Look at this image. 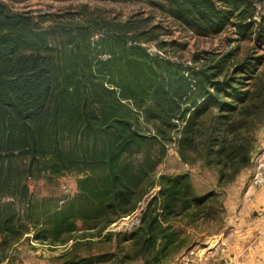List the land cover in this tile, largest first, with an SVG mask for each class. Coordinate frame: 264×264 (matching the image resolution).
Wrapping results in <instances>:
<instances>
[{
  "label": "trees",
  "instance_id": "16d2710c",
  "mask_svg": "<svg viewBox=\"0 0 264 264\" xmlns=\"http://www.w3.org/2000/svg\"><path fill=\"white\" fill-rule=\"evenodd\" d=\"M148 2L187 35L233 30L264 48V15L256 20V5L264 8V0ZM41 20L0 1V179L9 178L12 190L5 197H16L21 185L12 177H19L21 164L32 171L43 162L54 176L79 172L78 196L35 240L73 242L71 252L77 251L87 239L76 236L81 224L84 234L96 232L107 246L98 264H164L178 244L175 225L213 221L217 194L198 195L189 174L155 179L156 169L172 144L183 162L203 160L216 170L220 187L250 166L255 147L249 133L264 120V82L257 75L264 55L236 63L235 48L176 60L169 55L176 42L160 37L163 25L141 15L109 21L101 30L53 20L47 31ZM97 32L102 37L93 41ZM155 187L159 191L131 231H109ZM3 207L0 264L28 234L26 224L6 216ZM94 245L91 239L85 244Z\"/></svg>",
  "mask_w": 264,
  "mask_h": 264
},
{
  "label": "rangeland",
  "instance_id": "374dc122",
  "mask_svg": "<svg viewBox=\"0 0 264 264\" xmlns=\"http://www.w3.org/2000/svg\"><path fill=\"white\" fill-rule=\"evenodd\" d=\"M0 1L14 12H29L39 17L42 22L44 21L43 26L47 31L53 20L70 24L93 25L101 30L109 21H127L135 15L149 17L151 24L163 25L166 29L160 37L176 42L177 45L169 49V55L176 60L189 62L198 52L222 54L235 48L238 49L236 63L243 62L248 55L255 57L264 55V48H259L253 41L242 40L234 34L233 30H227L214 37H201L192 33L187 35L174 25L173 20L168 18L161 9L152 6L148 0ZM256 7L258 11L256 20L259 21L264 15V8L260 5ZM72 16L74 21L70 22L69 18ZM102 34V32H97L93 41L100 39ZM101 58L107 59V56L101 54ZM257 75L264 82V64L259 67ZM124 105L138 119L140 118L139 112L131 103ZM146 129L148 130L142 124V131L146 132ZM249 136L255 147L252 162L232 183L224 187L219 186L218 172L207 168L203 160L187 164L181 160L176 146L174 144L169 146L166 157L156 169L155 179L163 175L189 174L193 188L198 195L214 192L217 196L213 206L215 211L213 221L191 223L185 219L175 225V230L179 234L178 244L164 264H246L247 246L248 258H254L248 260V264H261L262 262L264 264V259H261L264 256H262L260 244L255 235L248 238V243H243L241 239H238L240 236L238 232L244 230L240 228L245 223H264V188L256 189L252 185L255 171L254 161L264 152V120L251 130ZM69 140L66 139V144L72 146L73 141ZM45 166L46 164L41 162L38 169L34 164L32 171H28L24 164L19 166L21 172L19 177H12L13 183L16 181L21 185L15 189L14 199L5 197L7 193L12 192L8 189L9 178L0 179V205L4 206L3 213L6 216L15 215L16 223H24L28 227V234L18 245L8 250L7 255L10 259L2 264H81V259L85 257L90 258L87 264H98L103 258V253H107L105 252L107 246L105 243L101 244L104 242L102 237L93 236L96 232L91 234L92 232L87 231L84 234L81 224L78 226L80 231L76 236L77 238L87 237V239L81 241L83 246L77 251L71 252L73 242L67 246H50L35 240L38 230L47 223H53L56 214L63 211L78 196V181L83 177L82 174L74 171L54 176L44 169ZM23 186L27 188L25 193L21 190ZM158 191V187L151 190L132 215L119 219L109 231H131L132 227L139 223L141 213ZM140 206H143L142 211L139 210ZM122 220L126 222L119 228L116 227ZM89 239L96 244L92 249L85 246ZM114 249L115 246L112 251ZM128 264H143V262L137 260Z\"/></svg>",
  "mask_w": 264,
  "mask_h": 264
},
{
  "label": "crops",
  "instance_id": "0c3cea01",
  "mask_svg": "<svg viewBox=\"0 0 264 264\" xmlns=\"http://www.w3.org/2000/svg\"><path fill=\"white\" fill-rule=\"evenodd\" d=\"M242 229H244L243 230L244 232L243 231L238 232L240 234L238 239H241V242H243V243L244 242L248 243V238L253 237L255 235V238L258 239V241H259L262 256H264V223H245L243 225V227L240 228V230H242ZM238 233H237V235H238ZM246 248H247V250H246L247 251V254H246L247 255V257H246L247 263L246 264H248V260H253L254 258L253 257L248 258V246ZM261 259H264V257Z\"/></svg>",
  "mask_w": 264,
  "mask_h": 264
},
{
  "label": "built area",
  "instance_id": "2783aa9c",
  "mask_svg": "<svg viewBox=\"0 0 264 264\" xmlns=\"http://www.w3.org/2000/svg\"><path fill=\"white\" fill-rule=\"evenodd\" d=\"M254 175L252 178V185L256 189L264 188V152L261 157H257L254 161Z\"/></svg>",
  "mask_w": 264,
  "mask_h": 264
},
{
  "label": "water",
  "instance_id": "95a60500",
  "mask_svg": "<svg viewBox=\"0 0 264 264\" xmlns=\"http://www.w3.org/2000/svg\"><path fill=\"white\" fill-rule=\"evenodd\" d=\"M139 210H143V206H140V208H139ZM124 222H126V220H122L120 223H118L117 225H116V227H120L122 224H124Z\"/></svg>",
  "mask_w": 264,
  "mask_h": 264
}]
</instances>
